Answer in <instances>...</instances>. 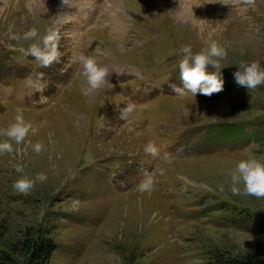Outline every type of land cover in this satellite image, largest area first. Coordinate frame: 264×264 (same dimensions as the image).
I'll list each match as a JSON object with an SVG mask.
<instances>
[{"label": "rangeland", "instance_id": "obj_1", "mask_svg": "<svg viewBox=\"0 0 264 264\" xmlns=\"http://www.w3.org/2000/svg\"><path fill=\"white\" fill-rule=\"evenodd\" d=\"M59 5L0 0V129L17 108L32 125L21 144L10 141L13 153L0 154V244L27 230H51L57 244L51 264H213L220 252L251 255L264 235L244 225L264 213V199L232 195L227 173L242 159L264 163V85L247 90L233 77L241 61L264 67V0ZM32 27L37 38L25 40ZM48 29L60 33L61 56L44 68L28 49ZM213 40L227 51L223 90L175 95L170 85L182 86L180 46L195 53ZM80 54L110 72L109 83L89 95ZM39 72L44 77L36 82ZM129 102L135 113L120 119ZM214 128L224 131L222 139L213 140ZM149 141L160 156L144 152ZM164 153L170 161L161 159ZM145 171L155 173L156 183L142 193ZM38 173L47 180L27 195L13 188L21 175Z\"/></svg>", "mask_w": 264, "mask_h": 264}, {"label": "clouds", "instance_id": "obj_2", "mask_svg": "<svg viewBox=\"0 0 264 264\" xmlns=\"http://www.w3.org/2000/svg\"><path fill=\"white\" fill-rule=\"evenodd\" d=\"M248 6H253L255 0H241ZM69 5V0H60L59 8L63 9ZM38 31L35 27L30 28L24 33L25 40L35 39ZM61 39L58 30L48 29L46 34L39 42L32 43L28 49V54L37 60L44 68L50 67L57 62L61 53L59 51V41ZM208 46L199 52H193L190 45H181L180 53L182 58L179 60V79L182 86L176 84L170 85L172 92L179 97L197 94L211 97L213 94L223 90L224 80L222 78V70L220 61L226 58L227 51L217 41L207 42ZM82 76L85 78L87 88L84 90L85 95H89L103 86L107 85L110 75L108 67L98 63L93 55L80 54L76 58ZM211 67L214 71L209 72ZM237 71L233 73L235 82L246 88L247 90H255L259 86L264 85V67L258 61L245 62L241 61L236 67ZM36 82L44 77L43 72L35 74ZM27 83L32 85L34 82L31 77ZM137 105L129 102L121 109L120 119L126 120L135 113ZM14 121L6 128L0 129V136L7 137L6 140L0 141V154L13 153L14 148L10 141H14L17 145L21 144L27 137L32 128L31 123L25 121L23 109L17 108ZM33 150L39 154L43 150V143L37 142L33 146ZM144 152L152 157L160 156L159 149L156 144L149 141L144 147ZM162 160H171L168 153H164ZM17 173H23L22 164L15 165ZM161 175L163 172L161 171ZM227 175L230 177V191L232 195H247L257 199H264V163L257 158H249L240 160L234 169L230 170ZM155 173H144V178L138 184L137 189L140 192H151L156 183ZM47 175L38 173L35 179L26 175H21L13 184V188L19 193L27 195L34 187L36 181L45 182ZM242 186V187H241ZM223 191V187H221Z\"/></svg>", "mask_w": 264, "mask_h": 264}, {"label": "trees", "instance_id": "obj_3", "mask_svg": "<svg viewBox=\"0 0 264 264\" xmlns=\"http://www.w3.org/2000/svg\"><path fill=\"white\" fill-rule=\"evenodd\" d=\"M235 128L242 134V127ZM212 132L215 141L225 134L216 128ZM244 226L247 230L264 235V213L249 217ZM56 250L57 244L51 230L41 231L37 235L27 230L21 237L6 239L0 244V264H51ZM214 257L213 264H264V241L257 245L251 255L232 256L220 252Z\"/></svg>", "mask_w": 264, "mask_h": 264}]
</instances>
